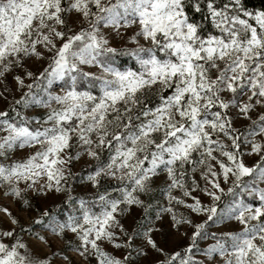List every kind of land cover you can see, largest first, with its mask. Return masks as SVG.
<instances>
[{"label":"snow or ice","instance_id":"obj_1","mask_svg":"<svg viewBox=\"0 0 264 264\" xmlns=\"http://www.w3.org/2000/svg\"><path fill=\"white\" fill-rule=\"evenodd\" d=\"M0 264H264V9L0 0Z\"/></svg>","mask_w":264,"mask_h":264},{"label":"trees","instance_id":"obj_2","mask_svg":"<svg viewBox=\"0 0 264 264\" xmlns=\"http://www.w3.org/2000/svg\"><path fill=\"white\" fill-rule=\"evenodd\" d=\"M245 2L249 9H264V0H245ZM121 59L123 63H130L126 57Z\"/></svg>","mask_w":264,"mask_h":264},{"label":"rangeland","instance_id":"obj_3","mask_svg":"<svg viewBox=\"0 0 264 264\" xmlns=\"http://www.w3.org/2000/svg\"><path fill=\"white\" fill-rule=\"evenodd\" d=\"M125 64H128V63H125ZM176 242H178V238H177V241Z\"/></svg>","mask_w":264,"mask_h":264}]
</instances>
